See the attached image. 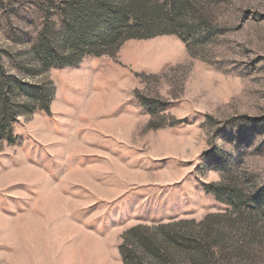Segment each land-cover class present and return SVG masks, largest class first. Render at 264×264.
<instances>
[{"label":"rangeland","instance_id":"1","mask_svg":"<svg viewBox=\"0 0 264 264\" xmlns=\"http://www.w3.org/2000/svg\"><path fill=\"white\" fill-rule=\"evenodd\" d=\"M137 225L264 264V0H0V264H126Z\"/></svg>","mask_w":264,"mask_h":264},{"label":"trees","instance_id":"2","mask_svg":"<svg viewBox=\"0 0 264 264\" xmlns=\"http://www.w3.org/2000/svg\"><path fill=\"white\" fill-rule=\"evenodd\" d=\"M116 21L115 18H111V24L112 28H115L116 24L114 22ZM49 58H46L45 60V65L49 64ZM211 185L206 187V191L213 193L214 196L218 199L221 200V196L217 193H214L211 191ZM230 198H233L236 196L234 192L229 193ZM237 198V197H236ZM231 201V199H229ZM239 202V201H238ZM183 222V221H182ZM187 223V222H184ZM169 225H160L156 227L158 230L156 232L161 231V229H166L168 228ZM171 226V225H170ZM148 230V227H145L143 225H137L130 230H128V238L126 237L124 239V242L122 243L120 250H121V255L124 258V262L126 264H144L143 258L144 255L142 253H138V250H140L144 245L147 246V248L153 250V254L157 256L158 258H161L162 261H168L170 264H181L179 262V258L181 259L182 257L180 256L179 258L176 257V255L172 252L167 251V246L169 244H176V246H180L182 249H186L187 246H190V242H188L189 235L187 234H179V235H173L170 236L165 234L164 239L160 242H156L155 240H152L150 237L154 236L151 234H145L146 231ZM134 234H137V239L136 241L132 240V237ZM130 235V236H129ZM196 239H199L200 241L198 243H195L196 246H200L201 244H205L207 248H210L213 246L212 242H208L207 237L203 236H197ZM151 241V242H150ZM156 245L157 247H154ZM129 246V247H128ZM160 249H163L164 252L160 253ZM182 262V261H181Z\"/></svg>","mask_w":264,"mask_h":264}]
</instances>
